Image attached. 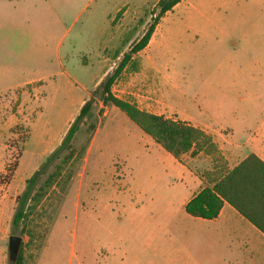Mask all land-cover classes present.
I'll return each mask as SVG.
<instances>
[{
	"label": "rangeland",
	"instance_id": "1",
	"mask_svg": "<svg viewBox=\"0 0 264 264\" xmlns=\"http://www.w3.org/2000/svg\"><path fill=\"white\" fill-rule=\"evenodd\" d=\"M134 1L119 10L123 0L0 2V264H14L7 250L12 235L21 237L23 264L167 262L153 257L154 248L167 257V242L131 236L127 220L131 188L148 187V216L180 210L149 201L176 179L174 160L102 96L101 85L158 12V0L128 3ZM211 24L237 29L223 38ZM40 78L36 93L17 90ZM110 93L140 111L190 124L207 119L212 104L259 119L251 109L264 103V0L182 2L160 18L147 46L131 54ZM88 100L89 116L61 148ZM205 134L210 154L200 153L197 162L182 158L204 177L208 168L223 167L217 137ZM118 250L129 254L119 257Z\"/></svg>",
	"mask_w": 264,
	"mask_h": 264
},
{
	"label": "crops",
	"instance_id": "2",
	"mask_svg": "<svg viewBox=\"0 0 264 264\" xmlns=\"http://www.w3.org/2000/svg\"><path fill=\"white\" fill-rule=\"evenodd\" d=\"M128 1L131 0H123L118 5V10L128 5L132 6L136 2L128 3ZM185 1L180 0L169 12ZM0 2H17V0H0ZM211 25L216 30L222 31L219 34L223 38L229 34L227 30H235L234 26L237 29V25L232 24ZM43 84V78L30 80L17 90L31 87L32 93H36ZM218 109H223L224 113ZM209 110H212V113L206 112L207 119L189 124L217 137L223 168L232 169L249 155H254L264 163V103L251 109L252 112L260 111L259 119L241 117L248 113H234L231 106L222 107L212 104ZM225 114L230 117L226 122L225 120L219 122L217 118L212 117V115ZM199 156L201 154L194 158L184 157L197 162ZM205 157L207 159V156ZM173 160L170 162V168L177 173L176 179L164 185L161 198L152 195L149 201L176 205L183 211L167 209L155 218L152 215L148 216V187L131 188L129 193L133 198L130 202L132 212L127 220L130 235L144 238L149 236L154 242L157 239L167 242L170 246L166 253L167 257L164 253L166 250L159 253L155 252L158 249L154 248L153 252V257L162 256L165 262L167 261L165 264H264V233L227 202L223 201L218 215L211 220L186 214L185 205L205 187V183L202 174H198L195 169L188 166L185 160L182 159V163L174 158ZM212 168L206 169L211 171ZM115 254L119 257H127L129 252L118 250ZM130 255L137 256L136 253Z\"/></svg>",
	"mask_w": 264,
	"mask_h": 264
},
{
	"label": "trees",
	"instance_id": "3",
	"mask_svg": "<svg viewBox=\"0 0 264 264\" xmlns=\"http://www.w3.org/2000/svg\"><path fill=\"white\" fill-rule=\"evenodd\" d=\"M179 1H158V12L153 17L145 33L130 49V52L124 55L119 65L101 86L104 104L110 103L124 113L144 134L150 137L175 160L182 163V157L184 156L194 158L200 153L209 155L214 148L211 138L187 122L140 111L134 105L120 100L110 93L111 85L125 68L131 54H135L147 46L160 18ZM90 107L91 100H88L80 108L77 117L62 140L61 148L69 147L80 120L89 116ZM38 175L39 172L37 171L27 181V188L21 196V201L18 202L13 216L12 224L14 227H17L19 221L23 218L25 205L30 199L32 186ZM201 177L204 179L205 187L185 205L184 211L186 214L211 220L216 218L223 201H225L264 233V163L262 161L254 155H249L232 169L214 167L208 172L207 176L204 177L202 175ZM14 264H23V258L20 253Z\"/></svg>",
	"mask_w": 264,
	"mask_h": 264
},
{
	"label": "water",
	"instance_id": "4",
	"mask_svg": "<svg viewBox=\"0 0 264 264\" xmlns=\"http://www.w3.org/2000/svg\"><path fill=\"white\" fill-rule=\"evenodd\" d=\"M21 245V237L12 235L8 238V258L9 261L14 263L17 259L19 249Z\"/></svg>",
	"mask_w": 264,
	"mask_h": 264
}]
</instances>
